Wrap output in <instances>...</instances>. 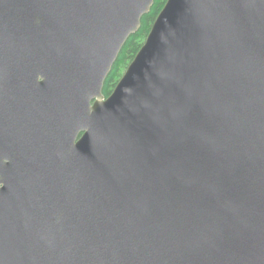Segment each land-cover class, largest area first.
Listing matches in <instances>:
<instances>
[{
	"label": "water",
	"instance_id": "1",
	"mask_svg": "<svg viewBox=\"0 0 264 264\" xmlns=\"http://www.w3.org/2000/svg\"><path fill=\"white\" fill-rule=\"evenodd\" d=\"M0 0V264H264V0Z\"/></svg>",
	"mask_w": 264,
	"mask_h": 264
},
{
	"label": "trees",
	"instance_id": "2",
	"mask_svg": "<svg viewBox=\"0 0 264 264\" xmlns=\"http://www.w3.org/2000/svg\"><path fill=\"white\" fill-rule=\"evenodd\" d=\"M166 2L167 0H155L151 10L143 15L140 29L136 33L130 35L127 39L113 65L111 72L106 78L103 89V93L106 97L112 93L127 67L144 44L154 21L158 17Z\"/></svg>",
	"mask_w": 264,
	"mask_h": 264
}]
</instances>
